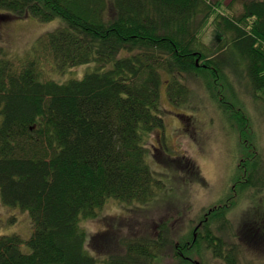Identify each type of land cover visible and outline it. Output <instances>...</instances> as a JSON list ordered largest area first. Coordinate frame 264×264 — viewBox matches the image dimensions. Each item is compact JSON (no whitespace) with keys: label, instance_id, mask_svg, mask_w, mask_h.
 Here are the masks:
<instances>
[{"label":"trees","instance_id":"obj_1","mask_svg":"<svg viewBox=\"0 0 264 264\" xmlns=\"http://www.w3.org/2000/svg\"><path fill=\"white\" fill-rule=\"evenodd\" d=\"M221 8L222 0H0V20L62 21L39 40L60 68L95 64L83 77L60 82L42 79L34 62L18 68L0 54V200L27 211L32 223L27 240L0 234V264H155L169 244L183 264L192 262L187 252L200 248L228 264H264L211 228L214 219L227 220L228 202L179 240L162 221L157 235L125 239L110 256L91 253L82 224L111 198L147 204L158 195L163 182L149 164L147 141L165 125L164 74L172 76L168 95L181 104L190 90L179 76L229 84L225 69L234 52L253 89H264V0L245 2L240 15ZM208 25L216 47L204 44ZM245 228L241 241L258 253L264 226Z\"/></svg>","mask_w":264,"mask_h":264},{"label":"rangeland","instance_id":"obj_2","mask_svg":"<svg viewBox=\"0 0 264 264\" xmlns=\"http://www.w3.org/2000/svg\"><path fill=\"white\" fill-rule=\"evenodd\" d=\"M247 1L222 0L220 11L240 15ZM61 25L59 18L49 22L32 16L1 19L0 54L18 68L34 62L44 80L64 82L81 78L94 69V63L62 69L50 50L39 43L42 36ZM214 33V27L208 25L203 34L205 45L216 47ZM231 54L225 69L230 85H218L209 76H179L178 80L190 90L189 98L181 104L168 95L167 84L172 76L164 74L160 102L165 125L153 131L147 141L149 164L163 185L147 204L111 198L100 209L98 217L84 220L82 224L90 237L88 246L92 254L110 256L123 249L125 239L146 233L155 236L162 221L170 224L179 240L177 236L193 232L203 220L210 222L209 212L216 205L228 202L227 220L214 219L211 228L228 244L240 243L250 256L248 259L264 258V241L256 244L260 249L256 253L250 241L240 238L242 231L249 232L245 227L264 226V89H253L244 62L237 53ZM238 178L242 182L238 183ZM31 232L29 213L6 206L0 200V234L19 233L27 240ZM96 234L104 235L92 241L91 236ZM21 247L30 251L27 243ZM187 253L191 264H228L207 248ZM155 264L183 263L175 246L169 244L160 250Z\"/></svg>","mask_w":264,"mask_h":264}]
</instances>
